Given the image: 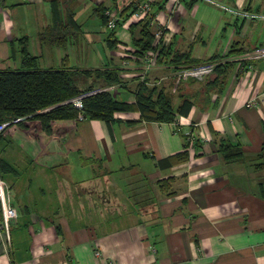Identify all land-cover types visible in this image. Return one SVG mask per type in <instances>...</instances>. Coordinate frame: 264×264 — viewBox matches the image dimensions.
<instances>
[{
    "label": "crops",
    "instance_id": "crops-1",
    "mask_svg": "<svg viewBox=\"0 0 264 264\" xmlns=\"http://www.w3.org/2000/svg\"><path fill=\"white\" fill-rule=\"evenodd\" d=\"M136 1L146 0H0V69L19 68L27 36L40 69L116 70L121 81L105 88L127 104L145 80L171 95L180 121L128 108L65 134L2 136L0 179L17 217L7 240L0 204V264H264V171L254 165L264 139V0H148L169 55L226 64L209 89L179 78L176 64L146 68L133 55L138 20L132 7L119 11ZM97 8L118 15L112 39ZM45 28L65 38L40 40ZM185 97L193 104L183 114ZM222 139L242 159H225ZM95 183L108 193L102 201Z\"/></svg>",
    "mask_w": 264,
    "mask_h": 264
},
{
    "label": "trees",
    "instance_id": "trees-1",
    "mask_svg": "<svg viewBox=\"0 0 264 264\" xmlns=\"http://www.w3.org/2000/svg\"><path fill=\"white\" fill-rule=\"evenodd\" d=\"M129 7H132L129 15L134 10L132 3L121 9L120 15ZM54 11L58 15L59 11ZM99 17L103 25L107 27V16L104 9L97 8ZM152 16L154 17L153 13ZM118 26L110 29L108 38L112 39L113 33ZM63 30L61 21L56 28ZM76 27H79L76 25ZM75 27V28H76ZM50 28V27H49ZM61 30V32H62ZM132 36L133 55L142 58L146 52H156L157 63L167 62L176 64L177 67L192 65L203 61H198L190 57V52H172L169 55L168 49L162 45L161 40L155 41L154 33L149 27L148 19L140 20L129 26ZM77 28L75 29V33ZM62 35L50 34L47 28L39 33L40 40L50 39L54 44V39H64L65 30ZM110 41V40H109ZM60 43V41H59ZM112 43H115L114 41ZM18 52L20 55V65L18 69H0V123L8 122L0 138L7 133L10 134L14 129L31 132L39 138L42 132L52 134H65L74 130L80 120L84 118L101 119L104 121L112 120L113 113L128 108L137 109L140 112V119L157 122H174L176 112L173 107L171 95L161 86L148 85L145 80L138 83L134 90V103L127 104L116 99L105 87L117 84L121 77L116 70H88V69H40L37 65V58L30 54L28 49L29 40L23 36L18 40ZM239 51V50H237ZM234 52L233 49L229 53ZM228 66V64H227ZM176 67V68H177ZM226 64H217L212 74L208 77L205 89L214 87L225 72ZM94 75L98 81L87 83L88 77ZM100 80V81H99ZM194 82V79H190ZM84 95L81 98L82 106L77 108L68 100ZM193 102L188 98H182L181 104L177 109L179 113H187ZM14 118H20L13 122ZM219 150L227 160L242 159L243 150L238 145H232L229 141L222 139L219 143ZM184 153L177 154L175 161H182ZM257 162L254 164L256 170L264 171V139L260 150L256 155ZM0 159V167H1ZM171 163V162H170ZM101 166V163H99ZM93 178L98 179L107 175L106 171H97ZM264 184V179L261 181ZM100 185L95 183L89 188L93 189L101 201L108 193L99 191Z\"/></svg>",
    "mask_w": 264,
    "mask_h": 264
},
{
    "label": "built area",
    "instance_id": "built-area-1",
    "mask_svg": "<svg viewBox=\"0 0 264 264\" xmlns=\"http://www.w3.org/2000/svg\"><path fill=\"white\" fill-rule=\"evenodd\" d=\"M135 7L131 13V16L138 21L148 19L149 27L151 28L152 32L154 33L155 41L162 40L165 35V25L159 23L155 20L152 16V7L148 0L141 1V2H134L132 3ZM107 16V28L113 29L116 26L117 17L118 15L114 11H105ZM142 60L145 64L146 68L151 67L154 65L156 61V52H146L142 56ZM219 64V61H203L200 63L192 64V65H183L179 66L177 70V76L184 80L194 79L195 81H205L209 75L212 73L214 67ZM142 79H144V75H141ZM86 95H79L74 97L69 102H72L74 106L77 108H81V98ZM248 105H254V101L250 100ZM20 118H14L12 121L16 122ZM8 122H1L0 123V133L3 131L5 126ZM180 121H175V125H179ZM0 204H1V225L4 229V234L7 240H9V222L17 217L16 209L10 205L8 202L5 201L3 195V181L0 179Z\"/></svg>",
    "mask_w": 264,
    "mask_h": 264
},
{
    "label": "rangeland",
    "instance_id": "rangeland-1",
    "mask_svg": "<svg viewBox=\"0 0 264 264\" xmlns=\"http://www.w3.org/2000/svg\"><path fill=\"white\" fill-rule=\"evenodd\" d=\"M87 27V26H86Z\"/></svg>",
    "mask_w": 264,
    "mask_h": 264
}]
</instances>
